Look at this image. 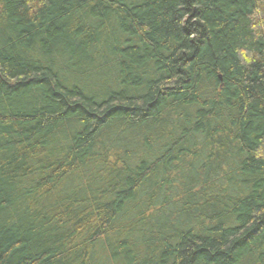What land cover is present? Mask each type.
<instances>
[{
  "label": "trees",
  "instance_id": "1",
  "mask_svg": "<svg viewBox=\"0 0 264 264\" xmlns=\"http://www.w3.org/2000/svg\"><path fill=\"white\" fill-rule=\"evenodd\" d=\"M0 264H264V0H0Z\"/></svg>",
  "mask_w": 264,
  "mask_h": 264
}]
</instances>
